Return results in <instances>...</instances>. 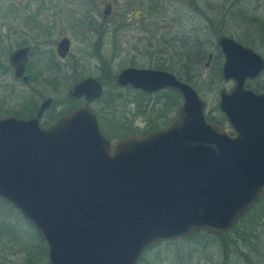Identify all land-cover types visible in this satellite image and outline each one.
<instances>
[{
    "label": "water",
    "instance_id": "1",
    "mask_svg": "<svg viewBox=\"0 0 264 264\" xmlns=\"http://www.w3.org/2000/svg\"><path fill=\"white\" fill-rule=\"evenodd\" d=\"M216 43L221 76L234 82L218 101L232 133L206 118L193 86L152 68L116 76L120 86L181 93L176 116L146 134H104L90 106L102 93L93 77L68 92L86 102L47 126L39 118L49 99L32 118L0 117V198L40 234L49 264H137L155 243L231 229L264 195V93L244 87L264 60L232 37ZM27 50L10 55L20 59L15 76Z\"/></svg>",
    "mask_w": 264,
    "mask_h": 264
},
{
    "label": "rangeland",
    "instance_id": "2",
    "mask_svg": "<svg viewBox=\"0 0 264 264\" xmlns=\"http://www.w3.org/2000/svg\"><path fill=\"white\" fill-rule=\"evenodd\" d=\"M79 1L59 0L64 34L71 39L69 57L64 62L56 57L66 65L65 73L36 71L40 64L33 55L31 78L22 82L13 77L8 53L21 44H38L45 38L42 27L28 26L24 18L30 12L27 5L33 9L46 0H0V117L31 115L47 97L53 100L50 110L62 113L74 102L68 96L70 88L89 76L103 85L101 97L91 106L106 134L116 141L133 132V122L146 134L171 120L180 99L167 100L164 93L138 96L136 91L118 85L116 76L127 67L157 69L163 64L161 69L182 77L196 89L206 102L208 116L211 113L219 118V92L222 88L228 90L232 82L221 76L218 38L232 37L264 57V0H145V7L150 2L156 5L149 19L136 26L141 31L125 25L121 15L126 9L117 7L113 35L103 41L77 32L75 12L81 7ZM43 17L41 12L38 18L43 21ZM131 34H138V38ZM197 50L205 56L195 65L189 57L193 58ZM209 52L214 56L207 67L204 64ZM262 82L264 72L259 78ZM74 104L77 106L78 101ZM257 209L255 206L250 211L254 214ZM17 213L0 199V264H49L42 237L44 248L35 229ZM261 223L258 240L251 238L245 245L239 238L237 249L221 247V239L215 236L182 237L153 244L137 264H264V221Z\"/></svg>",
    "mask_w": 264,
    "mask_h": 264
},
{
    "label": "flooded vegetation",
    "instance_id": "3",
    "mask_svg": "<svg viewBox=\"0 0 264 264\" xmlns=\"http://www.w3.org/2000/svg\"><path fill=\"white\" fill-rule=\"evenodd\" d=\"M144 1L145 0H80L77 4L81 5V7L79 8V10L77 12H75V16H76L75 21H76L77 32L83 33L85 35L88 34V36L92 35L93 39L95 41H103L106 39L107 36H112L113 32H114L113 16L115 13V9L117 7H121V8L126 9V11L124 13H122V15H121L123 20H124L125 25L134 27V29L137 31L138 30L141 31V28L139 27V29H137L136 26H138L142 22L149 19L151 13L153 12V8H155V5H156L155 3L150 2V4H148V7H145ZM59 3H60L59 0H46V3L45 2L40 3L39 5L34 7L33 9L31 7L28 8L29 5L26 6V10H29L30 12H26L27 16L24 18L25 22L27 23L28 26H31L33 28H34V25L38 26L40 29L42 27V29L45 33V38L41 39L38 44H35L32 42L21 44L20 46H18L17 48L13 49L12 51H10L8 53L9 66H10V69L12 70L13 77L16 80L22 81V82H28L30 80V78H31L30 64H31V59H32L33 55L38 57V61L40 64V66H37L38 69L36 71H38V72H46V71L57 72L58 71L60 73L64 71V73H65L66 70H64V69L66 68V65L61 64L56 59V57L60 61H63V62L69 57V52L71 49V39L64 34L65 29L62 25V23L64 22V19L61 17L63 13L61 11L62 8L60 7ZM12 9L14 10V7ZM138 10L146 13V16L136 17L135 16L136 11H138ZM41 12H43V16H44L42 18L43 21H40L38 18L39 16H41ZM119 19H120V17H119ZM262 35H264V34H262ZM137 36H138V34H131L132 38H138ZM222 36H224V35H222ZM63 39L68 40L66 48L61 45V41ZM263 41H264V39H263ZM216 45H217V43H216ZM25 47H27L28 50H27L26 60H25V64H24V70H23L21 76H15V73L18 70L17 68L20 64V59L15 58L13 61H11L10 55L12 53H14L15 51H17L18 49L25 48ZM218 48H219V46H218ZM218 50H219L218 53H219V55H221V58H222V65H221V69H222V66L224 63V56H223V53L221 52L220 48ZM253 50L255 51V49H253ZM210 54H211V57H209ZM213 56H214V54L212 52H209L207 54V60L205 61V64H204L205 66L208 67L210 65L211 60L213 59ZM45 58H46V60H45ZM189 58H191V60L193 62L192 56H190ZM262 58L264 60L263 56H262ZM71 68H73V67H71ZM135 68H137V67H135ZM157 69H161V68L157 67ZM263 72H264V69L260 72V74L258 76L254 77L252 79H247L244 83V87L246 89L252 90L253 92H255L257 94L264 93V82L259 83L260 75ZM24 77H26V78L24 79ZM87 77H89V76H87ZM87 77H85V78H87ZM176 77L178 79H180L181 81L188 83L182 77L177 76V75H176ZM85 78H82V79L76 81L73 85H75L76 83L80 82L81 80H83ZM93 78H95V77H93ZM95 79L98 80L97 78H95ZM98 81L100 82V84L102 86V92H103V85H102L100 80H98ZM229 81L232 82V86L228 90L222 88L225 91H229L234 85V82L232 80H229ZM124 87L136 91L138 96L139 95H145V94L146 95H155V94L157 95L160 93L161 94L164 93L167 100L172 99L174 102H177L180 99V102H179L178 106L176 107V109L174 111V116L171 118V120L176 116L177 109L180 106V104L182 103L181 93L177 89H174V88H165V89H162V90H159L156 92L148 93V92L142 91L140 89L134 88V87L129 86V85L124 86ZM101 95H102V93H101ZM101 95L99 97L93 99L90 102V106L95 101H97L101 97ZM48 99H49V101H48L47 105L44 107V109L40 115V118H39L40 122L43 126H47V125L51 124L59 116L69 113L70 111L77 108L79 105L86 102L84 95L77 97V98H69L70 100H73L75 103H76V101H78V105L75 106L74 108L70 109V110H64L62 113H60V112L53 113V111L50 110V108L54 106L53 100L51 97H47L43 101H41V103L38 105L36 111L33 114L25 116V117L17 116V115H14V116L20 117V118H32V117L36 116V114L38 113L42 103H44ZM217 109H218V102H217ZM218 113L220 114L219 118H216L215 115L209 113L211 115V117H210L207 115L206 108H205V116L209 121L214 122L221 127L227 128L228 131L230 133H232V130L229 128L224 114L219 109H218ZM97 117H98V121H99V125H100V118H99L98 114H97ZM170 121H168L162 127L167 126L170 123ZM100 127H101V130L104 132V134H106L101 125H100ZM162 127H158V128H162ZM130 129L131 130L134 129L133 132H131V133L145 134V132L142 131L141 127L138 126L134 122L130 124ZM136 129H137V131H136ZM147 132H149V131H147ZM131 133H127L124 136L131 134ZM110 138L112 141H115L112 137H110Z\"/></svg>",
    "mask_w": 264,
    "mask_h": 264
},
{
    "label": "trees",
    "instance_id": "4",
    "mask_svg": "<svg viewBox=\"0 0 264 264\" xmlns=\"http://www.w3.org/2000/svg\"><path fill=\"white\" fill-rule=\"evenodd\" d=\"M194 54H195V56H193V62H194L195 65L196 64L198 65V64H200L202 62V60H203V58L205 56V53H202L201 50H197V52H195ZM164 67H165V65L162 64L158 68H164ZM71 103H70L71 106L67 110H70V109L73 108V106H75V104H74L75 102L71 101ZM110 125H112V123ZM105 133H107V132L105 131ZM123 135H125V134H123ZM1 200H3V199H1ZM3 201L6 202L5 200H3ZM6 203H8V202H6ZM9 205H10V208L12 210H14L15 212L17 211L11 204H9ZM255 206L258 209L253 214L252 211L254 210ZM251 209H252V211H250ZM251 209H249L242 217H240L238 219V221L234 224L233 228L228 230V231H224V232H221V233L216 234V235H212V234L206 233L204 231H198V232H193V233L185 236V238H194V237L199 236V235L215 236V237H218V238L221 239V242H220L221 243V247L226 248L229 245V246H231V247H233L235 249H237L239 238H241V241L242 240L244 241L243 244L248 245L246 243L249 242V240L251 238L257 239L258 231H259L260 226L262 224L261 221H264V195L260 198V200L258 202H256V204ZM259 210L261 212L257 213V211H259ZM17 214H20V213L18 212ZM30 226H32V225L30 224ZM34 231L36 232V236L39 239L40 246L41 247L43 246V248H44V245H42L43 242H42L40 234L36 231V229ZM155 244H157V243H155Z\"/></svg>",
    "mask_w": 264,
    "mask_h": 264
}]
</instances>
